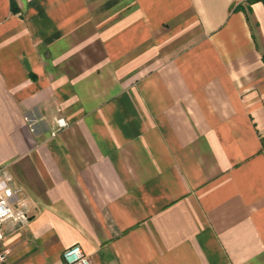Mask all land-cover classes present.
Listing matches in <instances>:
<instances>
[{"label": "crops", "instance_id": "1", "mask_svg": "<svg viewBox=\"0 0 264 264\" xmlns=\"http://www.w3.org/2000/svg\"><path fill=\"white\" fill-rule=\"evenodd\" d=\"M7 186L11 264H264V0H0Z\"/></svg>", "mask_w": 264, "mask_h": 264}, {"label": "built area", "instance_id": "2", "mask_svg": "<svg viewBox=\"0 0 264 264\" xmlns=\"http://www.w3.org/2000/svg\"><path fill=\"white\" fill-rule=\"evenodd\" d=\"M61 126L66 125L65 119H59ZM20 190L11 186L0 189V264H11L9 249L5 245L6 224L22 226L30 220V207L19 197ZM62 264H94L90 254L86 253L80 244H74L63 251Z\"/></svg>", "mask_w": 264, "mask_h": 264}]
</instances>
